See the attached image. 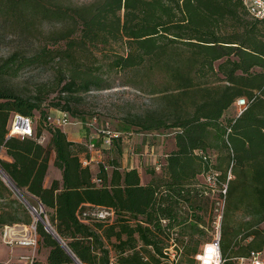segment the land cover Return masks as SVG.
<instances>
[{
    "label": "trees",
    "instance_id": "16d2710c",
    "mask_svg": "<svg viewBox=\"0 0 264 264\" xmlns=\"http://www.w3.org/2000/svg\"><path fill=\"white\" fill-rule=\"evenodd\" d=\"M41 10L42 15L53 13L70 21L72 27L59 37L65 44L56 50L44 45L29 57L16 52L1 70L14 75L31 65H58L53 67L58 97L65 103H54L57 111L69 113V96L111 86L103 79V67L107 78L113 71L145 69L152 61L173 62L170 69L177 96L194 93L200 98L191 113L169 125L149 116L137 125L146 132L172 130L175 145L165 153L160 173L151 168L146 172L151 180L142 184L135 168L124 170L117 160L109 165L99 162L93 175L89 165L82 163L90 159L85 144L73 143L62 130L45 126L49 112L41 111L38 96L24 98L0 88V152L5 150L10 159H1L0 166L16 189L41 204L48 226L78 263L111 264L114 257L112 264H158L147 247L156 255L161 253L169 240L167 230L177 226L180 239L202 234L196 211L200 201L206 199L209 206L211 201L202 197L199 179L213 169L226 180V170L214 165L208 149L231 159L222 255L230 259L263 249L264 228L257 227L264 223V19L252 18L244 0H98L74 8L73 13ZM238 99L246 100L245 110L223 119ZM34 111H40L41 118L36 137L7 138L11 115L32 118ZM41 128L48 134L46 145L36 140L44 136ZM52 153L61 181L44 188ZM12 197L11 189L0 180L1 230L31 223L26 208ZM95 206L114 209V222L79 220L82 210ZM237 212L243 221L231 228V216ZM160 219L168 220V225L162 228ZM36 231L39 246L47 250V264H77L40 221ZM241 232L242 242L235 246ZM252 235V243L238 250ZM188 242L183 250L194 263L197 248H189Z\"/></svg>",
    "mask_w": 264,
    "mask_h": 264
},
{
    "label": "rangeland",
    "instance_id": "374dc122",
    "mask_svg": "<svg viewBox=\"0 0 264 264\" xmlns=\"http://www.w3.org/2000/svg\"><path fill=\"white\" fill-rule=\"evenodd\" d=\"M96 1L98 0H0V88L10 89L24 98L38 96L41 111H48L51 116L54 115L57 109L52 105L59 101L60 87H57L58 76L53 67L58 68V65H31L18 70L14 75L12 72L1 70V66L16 52L29 57L44 45L56 50L65 44V41L59 40V37L65 30L72 27L70 21L62 19L64 16L56 18L53 13L42 15L41 9L46 7L53 12L61 10L63 14L73 13L74 8L88 6ZM172 64L173 62L170 60L166 64H157L152 61L145 69L137 72L125 71L122 74L113 71L107 78L104 74L106 67H103V79L109 81L111 86L102 90L92 89L88 93L69 96L71 124L62 131L69 139L80 140L82 144L93 139L92 142L97 149L93 152L97 153L94 155H100L99 162L109 165L111 160H117L121 166H138L141 167L139 174L144 176L157 163L162 165L165 153L173 149L175 145L172 130L158 129L154 132H146L139 129L137 125L142 123L147 116L161 118L169 125L176 119L185 118L193 110L194 103L200 101L199 96L194 93L177 96L178 93L174 90L176 84L171 77L170 67ZM59 102L65 103L64 100ZM39 112L34 111L32 118L38 129L41 123ZM224 113L223 119H231L237 115L234 105ZM41 130L45 136L43 145H46L48 134L43 128ZM102 130L116 132L120 138L112 141L108 148L103 147L102 133L100 132ZM208 155L216 167H220L221 171L226 170L227 179L228 165L231 159H223L224 154L215 149H208ZM94 158L97 157L94 156ZM99 162L91 163L93 175L97 174ZM158 171L156 170L155 174L160 173ZM48 176L50 177V175ZM12 198L26 208L31 222H33L36 215H34V211L28 209L27 204L35 205L38 211L35 199L30 196L25 197L27 198L26 204L15 193ZM199 206L200 209L197 211L199 214H196L198 221L202 226H208L209 232L211 203L210 208L209 202L205 199L199 202ZM231 221L230 227L234 228L235 224L243 221L241 213L237 212L232 215ZM44 223H46L45 218ZM263 228L264 223L257 227V229ZM208 232L203 231L202 234L194 235L192 239L188 240L189 242L187 241V246L189 248L196 247L199 250L201 244L208 240ZM242 235L243 232L235 239V246L242 242L244 237ZM254 239L253 235L250 236L238 250H243V246L252 243ZM178 240L181 241L180 238ZM108 248L110 247L108 246ZM1 250L3 251L1 252ZM44 251L41 246L38 247L36 257L38 256L39 259L36 258L37 263ZM27 253L28 250L20 246L10 248L2 243L0 238V264L16 262L20 255ZM235 254L237 253L231 254V257ZM190 259L191 257L188 258L187 253H184L183 250L181 256L169 261L171 264H195V260L194 263H191ZM112 260L114 261V257Z\"/></svg>",
    "mask_w": 264,
    "mask_h": 264
},
{
    "label": "built area",
    "instance_id": "2783aa9c",
    "mask_svg": "<svg viewBox=\"0 0 264 264\" xmlns=\"http://www.w3.org/2000/svg\"><path fill=\"white\" fill-rule=\"evenodd\" d=\"M244 5L248 10L249 15L254 19H264V0H244ZM235 111L237 115H240L242 111L246 108V100L238 99L234 103ZM33 118V117H32ZM32 118H26L19 116L18 114L11 115L7 125V138H35V121ZM71 118L69 113L66 111H56L54 115L49 113L46 115L45 126L62 130L71 124ZM102 146L108 148L111 145L112 141H116L120 138V135L116 132H110L109 130H102ZM39 144H43L45 141V136L39 137L36 139ZM93 139H90L88 143L85 144V147L88 149L89 153L97 151ZM84 166H88L90 163L87 160H82ZM161 163H157L154 167L155 171L159 170ZM105 170H109V167H104ZM0 174L4 177H8L0 166ZM227 179L223 180L222 175L219 171L208 170L202 175L200 183L202 185V197H207L211 201L212 209L209 213V228L208 226L200 225L201 230L208 232V240L202 244L199 250L193 255L192 258L195 260V264H264V248L261 250H250V253L246 256H235L234 258H226L222 255L221 252V232H222V218L225 212V204L227 198V182L230 180V170L227 173ZM99 182L98 179L95 180ZM21 195L23 194L19 191ZM24 201L26 198L24 197ZM36 201V200H35ZM27 202V201H25ZM38 211L36 207L30 206L27 204L28 209L34 211V215L43 214L47 223V218L45 211L41 204L37 202ZM189 213L191 211L189 210ZM35 217V216H34ZM79 220L85 223H102L105 225H111L115 220V211L112 208H105L100 206L95 207H86L79 214ZM190 220V219H189ZM44 221V220H43ZM36 217L33 222L29 225H10L3 226V229L0 233L1 242L5 245L11 247H23L28 250L27 254L20 255L16 262H8L5 264H35L37 249L39 247L38 234L36 231ZM160 226L162 228L168 225V220L160 219ZM177 226H173L171 230L168 231L167 246L161 250V253L157 255L154 254L152 247L148 246L151 254L155 255L159 259L158 264L168 263L171 259L172 261L175 258H178L182 255L184 245L187 243V238L183 237L181 241L177 238ZM144 261H147V256L143 258ZM113 260H111L112 264ZM171 264V262L169 263Z\"/></svg>",
    "mask_w": 264,
    "mask_h": 264
},
{
    "label": "crops",
    "instance_id": "0c3cea01",
    "mask_svg": "<svg viewBox=\"0 0 264 264\" xmlns=\"http://www.w3.org/2000/svg\"><path fill=\"white\" fill-rule=\"evenodd\" d=\"M68 140L71 141V142H73V143H77V144L78 143H81L80 140H77V139H74V138H72V139H69L68 138ZM89 154H90V159H89V163L90 164H89V167H90L91 172L93 173V170H92V167H91V163L92 162H95V161L96 162H99L100 155H94V154H97V153H94V152L93 153H89ZM0 155H1V159L2 160L10 161V159L5 154V150H1ZM94 156H96L97 158H94ZM54 157H55V155H54V153H52L51 156H50V158H49V161L47 163L48 164V169H47L46 175L44 177V183H43L44 188H48L51 185L52 181H54V180L61 181V172L53 164ZM121 161H122V158H121ZM122 164H123V162H122ZM121 168L124 169V170L125 169H129V168H135L137 170V172H138V175H139V177L141 179V183L142 184H147L151 180V177H150L149 174L145 173L144 176H142L141 174H139L140 173L139 171H140L141 167H138V166L134 167V166L131 165L129 167L121 166ZM48 175H50V177ZM196 214H199V213L196 211ZM189 221H191V220H189ZM193 223H195V222L193 221ZM198 226L200 227V224ZM188 240H189V237L187 238V241ZM206 241L207 240H205L204 242H206ZM204 242L202 244H204ZM44 250H45L44 253L40 256L41 259L39 260L38 263H37V261H38L37 260L35 264H47L46 263L47 250L46 249H44ZM2 251L3 250H1V252ZM197 251H198V249L196 250V252ZM37 258L39 259L38 256H37Z\"/></svg>",
    "mask_w": 264,
    "mask_h": 264
},
{
    "label": "water",
    "instance_id": "95a60500",
    "mask_svg": "<svg viewBox=\"0 0 264 264\" xmlns=\"http://www.w3.org/2000/svg\"><path fill=\"white\" fill-rule=\"evenodd\" d=\"M0 178H1V181H4L5 184L11 189V191H12L13 193L17 194V195L20 196L22 199H24V196H22V195L20 194L19 190L16 189V188L14 187L13 183L9 180L8 177H4L2 174H0ZM25 203H26V202H25ZM26 204H27V203H26ZM36 220H37V221H40V222L45 226L46 232H47V233H50V234L52 235V237H53V238H54V239H55V240L61 245V247H62L64 250H66L67 254H68L69 256H71L72 259H73L77 264H79L78 261L74 258V256H72V255L69 253V251L67 250V248H66V246L63 244V242L60 241V239L56 236V234L54 233L53 229H52L50 226H48L46 223H44V221L42 220L40 214H37V215H36Z\"/></svg>",
    "mask_w": 264,
    "mask_h": 264
}]
</instances>
